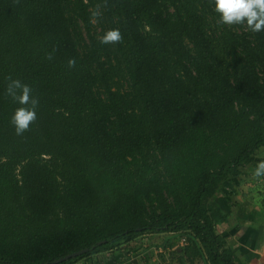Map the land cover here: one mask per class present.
<instances>
[{"label": "trees", "instance_id": "1", "mask_svg": "<svg viewBox=\"0 0 264 264\" xmlns=\"http://www.w3.org/2000/svg\"><path fill=\"white\" fill-rule=\"evenodd\" d=\"M217 20L210 0H0V264H106L160 234L180 264H249L217 197L264 160V31ZM9 77L38 100L20 136Z\"/></svg>", "mask_w": 264, "mask_h": 264}, {"label": "rangeland", "instance_id": "2", "mask_svg": "<svg viewBox=\"0 0 264 264\" xmlns=\"http://www.w3.org/2000/svg\"><path fill=\"white\" fill-rule=\"evenodd\" d=\"M254 168V166L248 167V174L242 176L241 179H235L231 183H225L217 197L222 214L228 215V221L219 225L218 230L222 235L227 237V241L233 246V248H237V243L234 245V240L241 228V225L239 224V215H241V211L245 210L249 215L253 214L250 212L249 208H247L249 203H251L250 195L254 196V200L258 199L261 204L264 205V177L253 178L251 173ZM259 189H261L260 192ZM245 223L246 222L242 225ZM164 238L165 235L163 234L144 235L132 243V246L134 243L137 244L135 245V250L118 253L116 254V256H118L116 259L128 257L131 260H137L139 262L138 264H180L177 256L171 251L165 250L162 247L157 248V246L163 242ZM181 244L182 242L180 241L179 245L182 246ZM143 248H147V250L145 251ZM177 248L178 246H176V249ZM100 256L102 260H105V257H108V259H110L111 256L115 257V254L109 251L107 253H102ZM98 258L99 255L82 260L79 264H97L96 262ZM116 259L113 258L112 260ZM112 262L111 260H107L106 264H113ZM125 264H128V262ZM198 264L204 263L199 262Z\"/></svg>", "mask_w": 264, "mask_h": 264}, {"label": "clouds", "instance_id": "3", "mask_svg": "<svg viewBox=\"0 0 264 264\" xmlns=\"http://www.w3.org/2000/svg\"><path fill=\"white\" fill-rule=\"evenodd\" d=\"M213 11L218 14L217 23L222 25H240L252 33L264 31V0H210ZM121 33L118 29L106 31L100 37V43L110 44L121 40ZM75 65L74 59L68 60V66ZM10 83L6 93L17 107L10 117V124L13 126L17 136L22 135L30 127V124L37 118L36 106L38 100L30 96L31 88L18 79L8 78ZM253 178L264 177V160L255 165L251 173Z\"/></svg>", "mask_w": 264, "mask_h": 264}, {"label": "crops", "instance_id": "4", "mask_svg": "<svg viewBox=\"0 0 264 264\" xmlns=\"http://www.w3.org/2000/svg\"><path fill=\"white\" fill-rule=\"evenodd\" d=\"M260 191L261 189H259V192ZM253 198L254 196L250 195L251 203L247 206L253 214L249 215L243 210L241 211V215H239V224L241 225V228L234 240V245L237 243V248L235 247L234 249L237 251L240 258L247 263L264 264V205L261 204L258 199L254 200ZM244 222L246 223L242 225ZM117 257L118 256H111L110 259L105 257V262L111 260V262L113 261V264H116L112 259H116ZM117 260L120 259L118 258L116 261Z\"/></svg>", "mask_w": 264, "mask_h": 264}, {"label": "water", "instance_id": "5", "mask_svg": "<svg viewBox=\"0 0 264 264\" xmlns=\"http://www.w3.org/2000/svg\"><path fill=\"white\" fill-rule=\"evenodd\" d=\"M180 251H181V250H180ZM87 252H88V249L81 250V251H79V252H75V253L70 254V255H68V256H65V257H63V258H60L59 260L55 261L54 264L62 263V262L68 261V260H70V259H73V258L79 257V256H81V255H83V254H85V253H87Z\"/></svg>", "mask_w": 264, "mask_h": 264}]
</instances>
